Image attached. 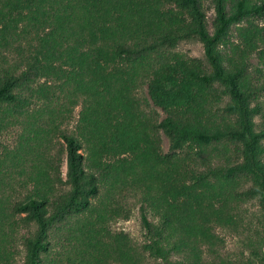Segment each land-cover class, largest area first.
<instances>
[{
  "label": "trees",
  "instance_id": "1",
  "mask_svg": "<svg viewBox=\"0 0 264 264\" xmlns=\"http://www.w3.org/2000/svg\"><path fill=\"white\" fill-rule=\"evenodd\" d=\"M210 2L207 19L202 0H0V133L20 127L0 153V264L19 230V264H221L217 228L244 200L264 210V0ZM185 39L203 60L173 51ZM133 208L140 243L108 228Z\"/></svg>",
  "mask_w": 264,
  "mask_h": 264
},
{
  "label": "rangeland",
  "instance_id": "2",
  "mask_svg": "<svg viewBox=\"0 0 264 264\" xmlns=\"http://www.w3.org/2000/svg\"><path fill=\"white\" fill-rule=\"evenodd\" d=\"M211 0H202L203 10L207 19L213 15V8L211 5ZM258 21V22H257ZM256 23L259 26H264V18L261 20H257ZM229 43L231 46L240 45L241 42L235 35V30L233 29L230 34ZM230 46V47H231ZM173 51L182 54L184 57H191L198 60H203V46L196 39H185L179 41L176 46L173 48ZM253 62H257L252 58ZM139 94L146 96L145 88L142 87V90ZM80 110V102L77 103L75 107L72 108L71 111V119L67 124L65 129H72L75 124V118L77 117V113ZM159 112V116H162V113L159 109L156 108ZM254 121L256 122L255 127L260 128L262 120L259 116L254 117ZM20 132V127L9 128L5 133H0V153L2 150H13L16 146L17 136ZM166 140L162 137V147L166 149ZM138 155V154H137ZM230 156L235 158L234 151H230ZM139 161L142 164L141 170L147 172L150 178L155 181L157 177H159V169L158 167L153 165L151 158L147 155H139ZM60 167L59 172L62 178L65 177V163L64 156L61 154L59 156ZM246 183L244 186H247ZM18 185L14 183L13 189L15 192L20 190L17 188ZM241 188H244L241 185ZM16 198V195L13 194L12 200ZM204 200L202 197H198L193 202V208L199 209L203 206ZM237 224L235 226L226 228H217L216 232L219 238H221V244L216 247L217 254L219 255L221 264H253L255 262L254 255H251L253 248H257L259 243L264 240V210H262L261 206L258 205L256 199L244 200L239 202L237 205ZM108 228L111 231H122L126 233L129 238L134 243L143 242V230L141 229L138 214L135 208L131 210V213L127 219H117L113 220L108 224ZM22 232L19 230L18 233L15 234L14 238V248L17 252L14 253V261L15 264H19L21 262L22 257V247L19 244L18 235ZM12 249V247H11ZM144 264H161L160 260L147 259Z\"/></svg>",
  "mask_w": 264,
  "mask_h": 264
}]
</instances>
